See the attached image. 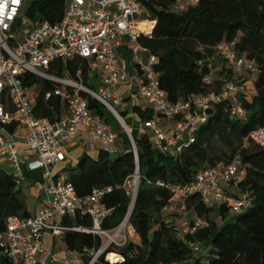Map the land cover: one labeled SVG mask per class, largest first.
Listing matches in <instances>:
<instances>
[{
  "label": "built area",
  "instance_id": "1",
  "mask_svg": "<svg viewBox=\"0 0 264 264\" xmlns=\"http://www.w3.org/2000/svg\"><path fill=\"white\" fill-rule=\"evenodd\" d=\"M150 0H65L61 19L52 24L41 18H28L22 11L24 0H0L4 11L0 13V159L13 169L11 175L19 181L22 157L18 142L7 126L14 125L13 132L24 131V147L32 152L28 161L30 172L42 170L43 205L27 217L8 216L5 229L0 231V255L10 264H114L124 260L119 252L132 238L137 237L130 222V214L140 182L137 153L130 129L126 127L132 155L136 164L134 174L127 177L121 189L130 199L123 220L114 228L103 227L111 213L104 198L112 187L93 188L86 196H79L74 185L52 168L65 161V144L73 141L81 131L90 135L85 143L88 150L106 152L110 157L117 153L115 146L117 132L88 108V95L110 109L118 123L123 121L118 113L123 99L118 87L128 80L127 62L117 48L124 38L131 42L133 62L137 64L143 79L139 93L151 106L152 116L136 124L139 135L145 134L152 147L159 153L173 151L175 156L194 143L201 125L208 121L210 111L222 102L228 103L232 118L244 120L246 111L240 97L250 99L256 95L254 84L259 68L253 60L237 53L234 41L223 40L214 46V52L224 65L243 75L244 82L237 84L225 81L218 91H209L190 100L171 101L159 85V74L154 65L157 57L140 42L141 35L150 36L155 21L141 28L139 25L140 3ZM201 0H174L176 11H185L196 6ZM76 57L88 62L89 77L97 81L94 90L85 86L80 79L58 76L49 72V66L56 60L67 61ZM211 61V60H210ZM203 60L198 61L200 70ZM203 76L205 85H213L214 70ZM29 72L56 85L44 93V99L58 97L66 104V111L55 121L37 117V102L27 97L22 86L23 73ZM252 84L248 88L246 83ZM162 121L169 123L165 126ZM249 138L264 146V128L253 130ZM244 176L241 158L235 156L229 163L198 171L185 184H170L156 181L154 184L165 188L170 201L164 211L174 214L179 223L180 236L192 235L197 229L208 225L206 219L189 216L187 203L196 196L206 206L228 205V211L238 214L250 207L249 192L239 190L232 194L227 185L237 186ZM149 183V181H148ZM76 215L90 217V227L67 226L64 217ZM67 231L92 234L100 239V246L89 252L84 261L82 254L60 257L53 247V239ZM49 232L51 249H46L43 235ZM138 238V237H137ZM193 250L199 251L200 244L192 243ZM43 258H40L42 257Z\"/></svg>",
  "mask_w": 264,
  "mask_h": 264
},
{
  "label": "trees",
  "instance_id": "2",
  "mask_svg": "<svg viewBox=\"0 0 264 264\" xmlns=\"http://www.w3.org/2000/svg\"><path fill=\"white\" fill-rule=\"evenodd\" d=\"M64 6L65 0H30L24 12L32 20L41 18L54 24L61 19ZM139 9L141 19L155 21L150 36L141 35L139 42L157 57L154 69L169 100H190L211 90L218 91L228 80L237 84L244 82L242 74L224 65L218 72L214 71L213 85L203 83V76L211 70L214 46L223 40L234 41L237 53L257 64L259 75L253 85L256 95L250 99L240 97L245 119L232 118L227 102L216 105L208 121L198 129L194 143L180 155L175 156L173 151L159 153L145 134L139 135L135 128H130L140 176L130 222L140 243L130 242L121 248L119 252L124 260L114 264H264V146L249 138L253 130L264 128V0H201L181 12L176 11L174 0H150L141 2ZM200 60L205 61L201 70ZM49 72L72 79H78L80 72L83 84L93 87L89 82L88 62L82 58L56 60L49 66ZM22 86L27 97L37 102V117L55 121L66 111V104L60 98L44 99V93L56 87L54 83L25 72ZM84 97L91 113L118 133L124 148L113 157L104 151H99L95 158L85 154L75 166L65 169L63 177L74 185L79 196H86L97 187L113 188L104 198L111 213L103 227L111 229L127 213L130 199L121 185L134 174L136 164L128 138L114 116L110 117L98 100L85 94ZM132 111L138 122L152 116L151 109L134 106ZM118 113L128 125L127 112L118 110ZM6 128L12 133L14 125ZM235 156L241 158L244 169L238 188L249 192L250 207L233 214L228 211V205H221V224L218 225L210 216L215 207L206 206L193 196L187 203L191 220L199 216L206 219L208 225L192 235L180 236L177 217L163 210L170 201V194L154 183L159 180L185 184L198 171L229 163ZM31 174L28 172L26 177ZM29 215L15 178L11 174L0 176V231L5 229L8 216ZM62 223L91 225L90 217L80 215L64 217ZM58 241L67 251L82 254L85 262L90 257L89 252L100 246L97 236L78 231H67L55 237L53 247L59 248ZM192 243L200 244L199 251L193 250ZM0 264L10 263L0 255Z\"/></svg>",
  "mask_w": 264,
  "mask_h": 264
},
{
  "label": "crops",
  "instance_id": "3",
  "mask_svg": "<svg viewBox=\"0 0 264 264\" xmlns=\"http://www.w3.org/2000/svg\"><path fill=\"white\" fill-rule=\"evenodd\" d=\"M138 21H139V25H140L141 23H143L145 21V19H140V20L138 19ZM117 51H118L119 55L123 59H125V61L127 62V74H128L127 82L122 84V85H120L118 87V89H117L118 94L123 99V102H122V105L119 108V111L127 112V114L130 113V116L127 119V123H128L129 126L128 125H126V126L129 129L130 128H136V124L138 122L137 121L138 119H137L136 115L133 113L132 108L134 106H138L141 109H151V106L149 105L148 101L144 97H142L140 95V93H139V88L143 85V79H142V75H141V72H140L137 64H135L133 62L130 40L128 38H124L123 41L121 42L120 46L117 48ZM89 82H90V85H92V86L93 85H97V81L91 76L89 77ZM246 85L248 86V88L252 87V84H250L249 82H247ZM162 122H163V124L165 126H169V123H167L165 121H162ZM12 134H13L12 137L15 138L18 142H20V144L18 145V149H19V152L21 154L22 161H23L22 164H21V171H22L23 177H26L27 173L30 172L28 170V168H27V163H28V161L33 159V154H32V152L28 151L24 147V145L22 144V142L24 140V138H23L24 137V131L22 129H18L15 133L12 132ZM117 135H118V133H117ZM89 138H90V135H89V133L87 131H81V132H79L77 134L76 138L73 141L66 143L65 146H64L65 152L67 154V157H66L65 161L67 159H70L71 156H73V155H76L77 160L79 158H81L85 154L95 158L97 153L99 152V150H88L85 147V143L89 140ZM115 146L117 148V153L123 151L124 145H123V142L121 141V138L119 136H118V138L116 140ZM2 165H5L6 167L7 166L10 167L4 161V159H0V167H3ZM11 173L12 172L10 171V172H8L6 174H2L0 176H4V175H7V174H11ZM31 173L32 174L29 176L30 181H29L28 186H29V189L32 188L34 190L33 199L35 201V205H33L32 207H28L27 206V209H28L30 215H33L43 205V202H42V200H43V192L40 189L42 187V185H43L42 184L43 181H42V170L41 169L35 170V171L31 172ZM53 173L56 174V175H61V177H63V174H62L61 171H57V172L53 171ZM18 186L20 188L19 184H18ZM227 187H228V191L230 193H232V194H236L240 190V188H238L237 186H232L231 183H229L227 185ZM21 191H22V189H21ZM23 195L25 196V198H27L26 194L23 193ZM214 207H215V210H216V212L218 213V215H219V217L221 219V216H220V213H219L220 206H214ZM43 238H44L45 248L47 250L51 249V247H52L51 234L49 232H45L44 235H43ZM56 251H57V253H58V255L60 257H71V256L75 255V253L67 251L64 248H60V249H58ZM40 258H43V256L40 257Z\"/></svg>",
  "mask_w": 264,
  "mask_h": 264
},
{
  "label": "rangeland",
  "instance_id": "4",
  "mask_svg": "<svg viewBox=\"0 0 264 264\" xmlns=\"http://www.w3.org/2000/svg\"><path fill=\"white\" fill-rule=\"evenodd\" d=\"M29 2H30V0H24V2H23V7H22V11H23V12H24V11L26 10V8L28 7ZM138 19L140 20L141 17H139ZM143 23H146V22H143ZM142 27H144V25H142ZM210 63H211L212 68H213V70H214L215 72H218L222 67H224V63H223L222 59H221L218 55H216V54L213 56V58H212V60H211ZM91 89L94 90L93 87H91ZM106 109H107V111H108L109 116H110V117H113V114L110 112V110H109L108 108H106ZM118 110H119V109H118ZM129 116H130V113H129V114H126L125 119L127 120ZM114 118H115V117H114ZM115 119H116V118H115ZM117 122H118V121H117ZM113 124H114V123H113ZM119 125H120V124H119ZM120 128H121V130H122L121 125H120ZM122 131H123V130H122ZM77 161H78V160H77L76 155H73V156H71L70 159H67L66 161L60 163L59 165L54 166V167L52 168V170H53L54 172L61 171L62 174L65 175V174H66V170H68V169H70L71 167L75 166L76 163H77ZM2 166H3V167H0V175H2V174H6V173H8V172H10V171L13 172V169H12V168H10V167H8V166L6 167L5 165H2ZM22 168H23V167H22ZM65 169H66V170H65ZM29 181H30V178H29V177H23V178L19 179L18 184L20 185V188L22 189V192H23L24 194H26V196H27V198H25V196H24V198H25V202H26V205H27L28 207H32L33 205H35V201H34V199H33V197H34V190H33L32 188L29 189V186H28ZM230 215H231V214L229 213V214L227 215L226 218L229 219V218L231 217ZM210 216H211L212 219L216 220V223H217L218 225L221 224V219H220L218 213L216 212V210H215V211H212L211 214H210ZM132 241H133V243H135V244H139V243H140V240H139L137 237H133V238H132ZM57 245H58L59 248L54 247L56 250L60 249V247L62 248L61 242L58 241V242H57Z\"/></svg>",
  "mask_w": 264,
  "mask_h": 264
},
{
  "label": "water",
  "instance_id": "5",
  "mask_svg": "<svg viewBox=\"0 0 264 264\" xmlns=\"http://www.w3.org/2000/svg\"><path fill=\"white\" fill-rule=\"evenodd\" d=\"M110 110V109H109ZM110 112L113 114V112L110 110ZM113 116H114V114H113ZM115 117V116H114ZM120 125H121V127H122V130L126 133V124L124 123V121H122V122H120ZM134 205V204H133Z\"/></svg>",
  "mask_w": 264,
  "mask_h": 264
},
{
  "label": "clouds",
  "instance_id": "6",
  "mask_svg": "<svg viewBox=\"0 0 264 264\" xmlns=\"http://www.w3.org/2000/svg\"><path fill=\"white\" fill-rule=\"evenodd\" d=\"M3 11H4V8H3ZM3 11L0 12V13H3ZM0 22H2V16H0Z\"/></svg>",
  "mask_w": 264,
  "mask_h": 264
},
{
  "label": "snow or ice",
  "instance_id": "7",
  "mask_svg": "<svg viewBox=\"0 0 264 264\" xmlns=\"http://www.w3.org/2000/svg\"><path fill=\"white\" fill-rule=\"evenodd\" d=\"M3 11V6L2 5H0V12H2Z\"/></svg>",
  "mask_w": 264,
  "mask_h": 264
}]
</instances>
